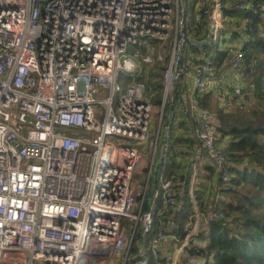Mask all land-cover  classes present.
<instances>
[{"label":"built area","instance_id":"built-area-1","mask_svg":"<svg viewBox=\"0 0 264 264\" xmlns=\"http://www.w3.org/2000/svg\"><path fill=\"white\" fill-rule=\"evenodd\" d=\"M208 1L0 0V264H95L121 253L120 264H173L162 255L170 240L174 254L207 264L202 220H226L218 202L234 165L219 144L217 116L199 98L243 95L241 85L224 87L216 58L206 56L223 31ZM262 7L252 0L235 9ZM193 8L209 20L203 40L192 35ZM159 42H170L163 115L150 94V69L164 61ZM225 53L231 69L243 71L244 52L229 45ZM178 114L193 132L196 161L217 177L207 213L197 209L191 181L194 208L179 235L170 230L181 190L167 174L180 153L172 133ZM153 125L144 165L130 142L150 141ZM143 168L149 184L135 188Z\"/></svg>","mask_w":264,"mask_h":264},{"label":"trees","instance_id":"trees-1","mask_svg":"<svg viewBox=\"0 0 264 264\" xmlns=\"http://www.w3.org/2000/svg\"><path fill=\"white\" fill-rule=\"evenodd\" d=\"M254 1L264 3V0ZM245 14L251 21L247 33L252 36L244 46L245 101L235 111L226 112L214 105L208 94L199 98L201 107L217 113L220 134L231 138L227 151L234 165L229 182L221 188L218 202L226 220L213 222L200 233L205 247L199 252L207 259V264H264V36L261 35L264 11L259 8L257 12ZM225 59L226 53H219L215 64ZM167 68L164 66L158 72L161 80L152 99L159 109L163 103V76ZM169 107L167 103L165 114ZM175 182L185 183L184 199H187L189 175L177 177ZM151 184L144 210L149 209L153 198L156 183L151 181ZM195 195L198 199V194ZM190 254L197 255L194 250Z\"/></svg>","mask_w":264,"mask_h":264},{"label":"crops","instance_id":"crops-1","mask_svg":"<svg viewBox=\"0 0 264 264\" xmlns=\"http://www.w3.org/2000/svg\"><path fill=\"white\" fill-rule=\"evenodd\" d=\"M241 1H252V0H209L208 6L215 12L218 16H221V21L223 22V31L218 42L212 47L209 48L206 56H212L216 58L219 53L225 52L227 46L233 45L237 49H240L244 52V46L252 39V36L247 33L248 27H251V21L246 18V12L248 11H238L235 9L237 3ZM264 4V3H263ZM262 4V5H263ZM264 11V6L261 9ZM194 15L197 19L196 22L192 24V35L197 40H203L210 33L209 20L201 12L198 14V9L193 8ZM240 12V13H237ZM257 12V11H254ZM264 18V14H263ZM200 30V31H199ZM200 32H203L200 34ZM264 36V32L261 33ZM215 56V57H214ZM192 61L195 62L198 58L196 54L190 56ZM216 76L220 79L225 88L229 86H238L241 85L243 89L246 84V75L242 71L237 74L234 72L228 61V58L223 60L220 64H215ZM232 91V90H231ZM207 95V94H206ZM211 96L212 102L218 108L224 109L226 112H231L232 107L236 109L241 102L245 101V97L242 95L240 97H235L226 94L223 92H210L208 93ZM207 95V96H208ZM202 97V96H201ZM203 108V107H202ZM205 109V108H204ZM170 110V107H169ZM208 110V109H207ZM210 111V110H209ZM234 111V110H233ZM215 114L218 118V115L214 111H210ZM179 116L181 114H178ZM173 137L176 143L180 146V153L178 156L174 157V161L170 166V170L167 173L168 176L181 177L186 175L190 177V183L195 179V194H198L197 209L205 213L210 212L214 201L216 199V184L217 177L214 171L209 168L206 162L200 164L195 159V154L197 152V145L191 128L189 127L187 120L181 116L176 120L173 126ZM220 140V138H219ZM231 142V138L223 137L221 135V142H219L221 148L224 150L228 149ZM196 174V177L194 178ZM180 183L181 190V199L180 203L173 212L171 216V233L177 234V232L182 231L188 224V218L191 213L194 205L192 204V197L190 192V185L187 189V199L185 197L186 187L185 183ZM178 186V187H179ZM197 192V193H195ZM187 200V201H185ZM185 206V207H184ZM187 206V207H186ZM205 219L202 220V228L206 229L207 224ZM200 239V238H199ZM200 244L204 242L200 239ZM178 245L170 240L168 244L162 248V255L173 261V264H190V255L182 256V254L176 253L174 251L177 249ZM137 252V249L134 253ZM123 258V254L117 256L108 257L107 259L96 261L95 264H120ZM194 255H192V260Z\"/></svg>","mask_w":264,"mask_h":264},{"label":"rangeland","instance_id":"rangeland-1","mask_svg":"<svg viewBox=\"0 0 264 264\" xmlns=\"http://www.w3.org/2000/svg\"><path fill=\"white\" fill-rule=\"evenodd\" d=\"M202 33L203 32H200V34H202ZM169 45H170V42H168L167 44H162L161 42L154 44V47L157 49V52L158 53H161L164 56V61L157 63V65H155L153 68L150 69V75H151V77H150V80H151L150 87L152 88V91H151L150 94L152 95V99L154 98L153 97V94H155L154 91L157 88L158 83L161 80V77H160V75H158V72L160 71V69L162 67L168 66L169 65V62H170V48H169ZM233 110L235 111V108L234 107H232L231 112ZM156 111L157 112L159 111V106H157ZM164 127L165 126H163L162 132L164 130ZM152 128L155 131H153L151 133V135H150V141L149 140L148 141H143V142H140L139 144L137 142H133V141L130 142L131 144H134V146L138 150H140L141 153L143 154V157H144V165L147 164V162L148 163L151 162L152 153L154 151L155 135H156L157 126L156 125H153ZM159 147L160 146H158V153H160ZM147 150H148V152H147ZM158 153H157V155H158ZM148 174H149V171H147L146 168L137 170V172L135 174V180H134L135 181V188L141 187L143 184H146L147 178H148ZM151 188H152V184L150 185V189Z\"/></svg>","mask_w":264,"mask_h":264},{"label":"water","instance_id":"water-1","mask_svg":"<svg viewBox=\"0 0 264 264\" xmlns=\"http://www.w3.org/2000/svg\"><path fill=\"white\" fill-rule=\"evenodd\" d=\"M165 105H166V101H165V99H164V102H163V108H162V112H161V114L163 115V113H164V110H165ZM149 184V180H148V182H147V185Z\"/></svg>","mask_w":264,"mask_h":264}]
</instances>
